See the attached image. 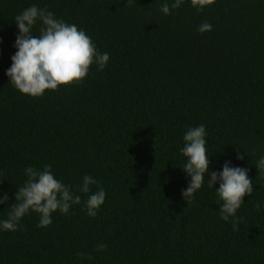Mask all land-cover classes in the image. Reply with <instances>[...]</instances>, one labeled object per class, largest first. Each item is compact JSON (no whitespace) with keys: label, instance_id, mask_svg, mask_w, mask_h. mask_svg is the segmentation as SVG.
<instances>
[{"label":"trees","instance_id":"obj_1","mask_svg":"<svg viewBox=\"0 0 264 264\" xmlns=\"http://www.w3.org/2000/svg\"><path fill=\"white\" fill-rule=\"evenodd\" d=\"M165 2L0 0V199L10 198L0 224L28 167L50 165L81 196L47 227L32 211L16 231L0 227V264H264V173L255 166L264 157V0H216L203 11L184 0L170 14ZM32 5L85 31L107 66L40 97L21 93L7 70L15 17ZM205 21L212 30L201 33ZM200 125L210 172L227 162L253 181L235 229L221 219L219 181L209 187L206 174L189 205L182 195L191 182L184 136ZM85 176L98 182L87 194ZM100 188L105 202L90 217L86 201Z\"/></svg>","mask_w":264,"mask_h":264},{"label":"clouds","instance_id":"obj_2","mask_svg":"<svg viewBox=\"0 0 264 264\" xmlns=\"http://www.w3.org/2000/svg\"><path fill=\"white\" fill-rule=\"evenodd\" d=\"M216 0H191L193 8L203 11L213 5ZM184 0H173L171 5L166 2L161 11L170 14L171 9H178ZM41 22L40 35L34 36L32 29L37 21ZM19 28V35L15 47L18 51L12 56V65L7 70L10 83L21 93L32 97L43 96L46 90H58L61 86L81 84L89 74L91 66L96 64L98 70H103L110 59L109 54L99 53L96 45L83 30L74 24L69 25L55 18L47 9H40L36 5L25 9L15 17ZM201 33L212 30V25L204 22L198 29ZM2 42V41H0ZM206 129L204 125L190 128L184 136L185 146L181 150L187 158L182 167L191 177L186 190L182 191L184 199L189 203L194 193L201 189L207 174L208 186L213 187L218 181L216 189L220 204L221 219L228 221L233 218L234 229L238 223L237 210L244 203V197L252 196L253 181L248 177V170L232 167L225 163L222 172H210V161L206 149ZM240 160L244 155H238ZM259 173H264V157L255 164ZM27 180L18 187L16 202L10 206L8 218L0 224L4 230L16 231L20 220L30 211L40 215L38 227H47L52 223V214L56 211L67 214L72 204H80L81 196L55 178L50 165L37 170L32 167L25 169ZM98 183L91 176L83 178L79 191L90 192V185ZM106 193L103 188L91 194L86 201L87 214L95 217L99 208L105 202ZM7 193L0 199V204L9 201ZM259 209L260 204L257 202ZM106 244H99L97 249L103 251ZM83 256V253H79Z\"/></svg>","mask_w":264,"mask_h":264}]
</instances>
